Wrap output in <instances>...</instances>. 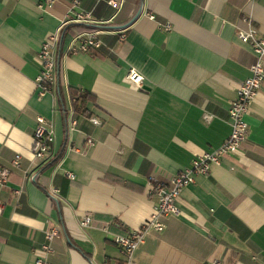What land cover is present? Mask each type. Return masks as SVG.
<instances>
[{"label": "crops", "instance_id": "0c3cea01", "mask_svg": "<svg viewBox=\"0 0 264 264\" xmlns=\"http://www.w3.org/2000/svg\"><path fill=\"white\" fill-rule=\"evenodd\" d=\"M45 1L0 0V168L11 170L0 264H124L114 240L150 219L149 182L169 181L229 137L228 109L255 61L237 33L264 36V0H79L74 11L92 13L90 23L74 21L73 0ZM73 24L95 28L104 57L59 47L41 96L37 55ZM71 90L89 95L85 113ZM39 116L55 130L43 160L31 153ZM244 120L240 151L183 189L180 215L146 231L129 264H264V81Z\"/></svg>", "mask_w": 264, "mask_h": 264}, {"label": "built area", "instance_id": "2783aa9c", "mask_svg": "<svg viewBox=\"0 0 264 264\" xmlns=\"http://www.w3.org/2000/svg\"><path fill=\"white\" fill-rule=\"evenodd\" d=\"M55 0H46L45 4L52 5ZM109 4L117 8L119 5L115 1H110ZM80 5L79 0L72 1V9L74 12V21L81 23H90L92 21V13H76L74 11ZM41 8L43 5L40 6ZM169 30V27H166ZM62 29L55 34H51L44 41L37 59L41 64V73L37 78L38 88L41 96H44L50 91L55 80L56 56L60 43L62 41ZM237 38L242 44L248 45L252 50L255 61L250 67V76L240 85L236 91V98L228 109V119L231 127L229 137L216 149L210 152H205L195 157L191 166L177 173L167 182L151 180L148 186L149 195L157 199L156 205L153 207V212L148 222L142 225L138 230L132 231L129 236H116L114 243L122 250L126 257L124 264H129L130 257L138 245L142 242L143 237L148 230H154L161 233L164 230V225L160 221L161 217L180 215L178 207V198L181 192L187 186L194 184L198 176L208 175L210 169L219 165L222 159L230 154H236L240 151L241 144L245 142L248 134V125L244 118L248 114L249 109L261 89L264 81V36L258 35L253 27H249L246 31H238ZM120 40H124V35H121ZM105 48L104 42L98 37V33L85 32L77 35L68 45L66 54L77 55L80 53L89 54L93 50ZM126 78L139 86L143 81V77L135 71H129ZM205 119H211V116L204 115ZM90 121L95 125H100V121L91 118ZM73 126L77 124L73 121ZM55 142V130L47 119L42 116L37 118V125L33 135V147L31 153L35 160H43L47 154L52 153L53 144ZM89 145H94L90 140ZM21 155H17L13 161L14 166H18L21 160ZM11 170L8 168H0V196L2 189L7 185ZM74 178L73 175H70ZM5 204L0 197V216L3 213ZM92 217L88 216L83 219L81 225L87 227L91 225ZM57 231H52L47 235L51 241ZM43 249L50 252L49 244ZM37 264H49L44 259L38 258Z\"/></svg>", "mask_w": 264, "mask_h": 264}, {"label": "trees", "instance_id": "16d2710c", "mask_svg": "<svg viewBox=\"0 0 264 264\" xmlns=\"http://www.w3.org/2000/svg\"><path fill=\"white\" fill-rule=\"evenodd\" d=\"M95 28L91 26H86V25H78V24H73L68 28H64L61 31L62 34V41L60 43V48L64 50L67 45L70 44V42L79 34L85 33V32H95ZM102 48L99 50H93L91 52V55L94 57H104V54H102V51H105ZM71 95L72 99H76L74 101L75 104V110L78 113H85L86 112V103L89 99V95L85 92H80L76 90H71Z\"/></svg>", "mask_w": 264, "mask_h": 264}]
</instances>
